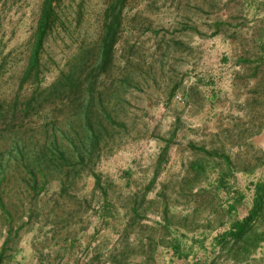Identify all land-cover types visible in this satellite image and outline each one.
<instances>
[{"label": "rangeland", "instance_id": "374dc122", "mask_svg": "<svg viewBox=\"0 0 264 264\" xmlns=\"http://www.w3.org/2000/svg\"><path fill=\"white\" fill-rule=\"evenodd\" d=\"M43 1L0 0L6 102L36 86L22 75ZM54 4L38 82L80 59L93 84L17 115L16 146L0 133V264H264V208L229 233L264 182V0Z\"/></svg>", "mask_w": 264, "mask_h": 264}, {"label": "trees", "instance_id": "16d2710c", "mask_svg": "<svg viewBox=\"0 0 264 264\" xmlns=\"http://www.w3.org/2000/svg\"><path fill=\"white\" fill-rule=\"evenodd\" d=\"M57 1L58 0H44L42 3L40 16L32 39L30 56L22 75L23 82H26L30 77H33L36 86L29 93V96L23 100L17 96L11 99L10 102L8 101L9 104H11L9 106H5V104L8 103L6 100L4 101V99H0V133L5 132L9 134L10 137L8 136L7 139L11 148L16 146L17 143L22 142L19 133L14 132L13 129L16 127L15 119L17 115L20 116V119L30 117L38 113V111L42 110L45 106L57 102L56 100H61L62 102L68 100L73 102L84 94V92H87V87L89 88L91 84H93L91 80H86L87 83L85 84V80L81 75L83 64L80 59L71 65L67 73L62 74L50 86L42 88L38 82V75L40 72V52L43 48L45 38L54 23L56 16L54 3ZM109 28H114V21L111 22ZM113 43L114 40H111L109 45L102 48L98 61L100 67L106 65V62L110 59L109 49L112 47ZM80 119L82 122L85 120L89 121V116L83 115L80 116ZM38 164L40 165L39 161ZM40 176L43 181H47L48 177L46 173L41 172ZM38 177L39 176L35 171H30L27 180V186H29V189L35 190L40 186ZM263 208L264 182L257 184L250 218L242 222H236L232 230L229 232L234 238V241L242 240L249 234L253 228L252 220L257 222L263 214Z\"/></svg>", "mask_w": 264, "mask_h": 264}]
</instances>
